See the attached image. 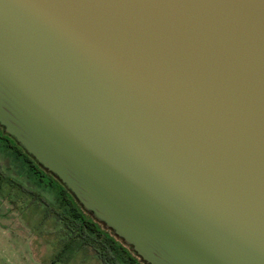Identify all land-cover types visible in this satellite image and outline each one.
<instances>
[{"label": "water", "instance_id": "1", "mask_svg": "<svg viewBox=\"0 0 264 264\" xmlns=\"http://www.w3.org/2000/svg\"><path fill=\"white\" fill-rule=\"evenodd\" d=\"M0 126L142 264H264V0H0Z\"/></svg>", "mask_w": 264, "mask_h": 264}, {"label": "rangeland", "instance_id": "2", "mask_svg": "<svg viewBox=\"0 0 264 264\" xmlns=\"http://www.w3.org/2000/svg\"><path fill=\"white\" fill-rule=\"evenodd\" d=\"M55 202V192L30 181L25 167L0 146V264H96L74 243L55 255L65 238L50 215Z\"/></svg>", "mask_w": 264, "mask_h": 264}, {"label": "trees", "instance_id": "3", "mask_svg": "<svg viewBox=\"0 0 264 264\" xmlns=\"http://www.w3.org/2000/svg\"><path fill=\"white\" fill-rule=\"evenodd\" d=\"M0 146L27 170L30 181L55 192L54 208L50 215L62 226L64 240L55 253L71 244L83 253L96 258V264H142L115 235L92 219L71 192L53 174L41 167L35 159L17 144L0 126ZM40 197V196H39Z\"/></svg>", "mask_w": 264, "mask_h": 264}]
</instances>
